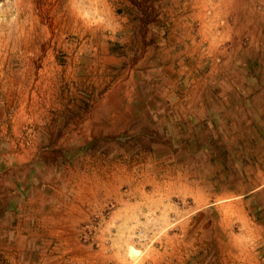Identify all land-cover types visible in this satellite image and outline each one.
<instances>
[{
	"label": "rangeland",
	"instance_id": "obj_1",
	"mask_svg": "<svg viewBox=\"0 0 264 264\" xmlns=\"http://www.w3.org/2000/svg\"><path fill=\"white\" fill-rule=\"evenodd\" d=\"M179 2L0 0V264H264V44L184 48ZM125 91L172 131L92 126ZM125 171L138 198L97 190Z\"/></svg>",
	"mask_w": 264,
	"mask_h": 264
},
{
	"label": "crops",
	"instance_id": "obj_2",
	"mask_svg": "<svg viewBox=\"0 0 264 264\" xmlns=\"http://www.w3.org/2000/svg\"><path fill=\"white\" fill-rule=\"evenodd\" d=\"M177 5L180 6L178 9H176L177 11L170 12V14L174 16V18H170L169 22L167 21L168 31H170L169 33L171 35V38H175L178 44L183 45L184 48H187L186 45L192 47L196 44L193 42L194 36L189 34L190 30H192V27H190L191 25L196 26L194 34L199 35L200 40H207L208 45L214 49L218 48L219 45L223 44L224 42L230 43V46L234 47V45L236 46L237 42L241 40L245 35L248 36L249 40L248 42L242 41L243 44L248 43L253 47L264 44V34H262V31H264V0H180ZM227 14H229V16L225 18V21H222V23H224L223 25L226 26V29L224 30L226 31L227 35L222 40L217 41L220 29L217 26L214 28L213 21L216 22L220 18L223 19V16ZM214 17L216 18L213 19ZM260 38H262L263 41H261V43L258 42ZM237 55L235 56L237 57ZM222 56H225L226 61H229V57H232L230 52L223 53ZM231 59V62H233V60H236L233 57ZM121 94L115 93L113 98H110L109 102L91 111L92 126L101 128V130H103V133L112 135L119 134L120 136H122L121 132L127 129L129 125L128 120H133V118L136 117L137 119L142 118L143 120L148 121V118L151 119L153 115L156 116V119L154 118L152 123L148 122V126L152 128L156 127L158 131L160 130L159 128H164L165 126V134H168L170 133V131H172L170 126L171 123L166 115L165 118H162L163 120H161V118H157L158 115L152 114L153 110L147 107L141 109L136 105L131 106V98L128 97L129 95H131V92L125 91V93H123L122 95ZM195 101L196 98L194 99L193 97V103ZM155 110L160 111L161 108ZM102 115H108L106 121L103 123L100 122V117ZM200 116H202V114ZM183 125L184 124H180V126ZM109 177L111 178V180ZM131 177V173H127L126 171L123 172V174L116 172L112 174L104 173L103 176L99 173H96L97 190H99L100 188L104 189L103 187L115 190V188H117L116 183L119 184L122 179H125L129 186L128 201L130 199L138 198L137 191L141 190H139V187L137 188L136 184L132 182L133 179ZM141 180L142 179L140 178L138 181ZM179 180L180 179H177V183L180 186ZM175 181L176 179L173 183L169 181L170 183L167 184V191L170 192L173 190ZM91 183H89V185L85 187H88L92 193H95V188L90 185ZM152 183L153 185L149 193H145L143 191L142 194L144 197L142 196V194L139 195L140 200L146 199L148 195L150 196L149 199H151L153 197V194L157 192L160 193L161 197V194L165 192V180H161L160 182L153 181ZM183 189L185 190V186L183 187ZM235 194L236 193H233V196ZM152 199V207H158L161 199H159V201L158 199L155 200V198ZM194 203L195 206L198 204L197 199ZM136 204L137 205H130L128 203L130 207L141 206V203ZM147 206H151V204L147 203ZM117 212L118 209L114 212L115 216L118 215ZM196 233L197 232L195 231L193 232V237L196 236ZM184 249L186 248L184 247Z\"/></svg>",
	"mask_w": 264,
	"mask_h": 264
},
{
	"label": "bare ground",
	"instance_id": "obj_3",
	"mask_svg": "<svg viewBox=\"0 0 264 264\" xmlns=\"http://www.w3.org/2000/svg\"><path fill=\"white\" fill-rule=\"evenodd\" d=\"M23 29V28H22ZM26 32V31H25ZM110 178V177H109ZM109 178H107V179H109ZM106 179V178H105ZM110 180H111V178H110Z\"/></svg>",
	"mask_w": 264,
	"mask_h": 264
}]
</instances>
